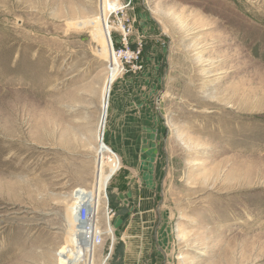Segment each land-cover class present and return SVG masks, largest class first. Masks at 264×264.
<instances>
[{
    "label": "rangeland",
    "instance_id": "374dc122",
    "mask_svg": "<svg viewBox=\"0 0 264 264\" xmlns=\"http://www.w3.org/2000/svg\"><path fill=\"white\" fill-rule=\"evenodd\" d=\"M119 3L112 47L129 52L103 115L99 0H0V264H62L66 210L92 195L100 161L113 245L105 236L94 264L121 246L115 162L156 180L139 264H264V0ZM120 111L140 125L134 142L110 130Z\"/></svg>",
    "mask_w": 264,
    "mask_h": 264
},
{
    "label": "crops",
    "instance_id": "0c3cea01",
    "mask_svg": "<svg viewBox=\"0 0 264 264\" xmlns=\"http://www.w3.org/2000/svg\"><path fill=\"white\" fill-rule=\"evenodd\" d=\"M137 0H123L124 5H133ZM137 32H140L137 29ZM111 132L114 136L123 137L127 142H134L137 128L140 126L136 117L126 112H115L111 117ZM145 130V127L142 126ZM156 133V130H148ZM115 138L113 140L115 141ZM117 172L111 179L112 203L117 211L115 226L122 230L118 244L114 248L109 264H139L141 257L148 251L149 231L154 229L157 205H155L156 180L153 176L133 174L131 168ZM133 170V169H132ZM150 177V178H149ZM113 245V243H112ZM112 250V248H111Z\"/></svg>",
    "mask_w": 264,
    "mask_h": 264
},
{
    "label": "bare ground",
    "instance_id": "6f19581e",
    "mask_svg": "<svg viewBox=\"0 0 264 264\" xmlns=\"http://www.w3.org/2000/svg\"><path fill=\"white\" fill-rule=\"evenodd\" d=\"M98 5L100 12L98 15L99 18L97 22L93 25V26H97V28H95V30L92 31L94 32V35L98 41L99 54L102 55L104 58L109 57V55L111 54L110 58L107 59L110 62L108 65L109 75L107 78V82L105 83L102 91V98H103L102 107H103V115H104L107 112L106 110L108 107V94L110 92V85L117 76V74L119 73V68H120L119 63L116 59L117 56L116 57L114 56L115 53L112 47V40L110 38V31L112 28L109 25V21L107 19V13L114 9H119L121 7V4L119 3V0H99ZM101 23L104 25H101ZM104 26L106 28H104ZM100 151L107 153L108 149H103V150L100 149ZM102 156L103 154L100 156L101 159ZM112 165L113 166L111 171L115 172V170L119 167V162H115ZM104 188H105V183L102 182V163L100 161L97 165V176L94 183V192L92 193V195L89 194H79V195L80 196L82 195L81 197L88 198L90 203L92 202L91 205L94 208H97L98 210V206L100 202V193L101 191H104ZM75 212H76V204L74 201L68 206L66 210V219L68 225V231H67L68 240H67V244L65 245V248H62L59 251L61 255L62 264H94L95 249H93L92 246L89 245L88 243L84 244V242H81V239L79 237L77 238L78 239L77 241H74L75 231L76 232L78 231Z\"/></svg>",
    "mask_w": 264,
    "mask_h": 264
},
{
    "label": "built area",
    "instance_id": "2783aa9c",
    "mask_svg": "<svg viewBox=\"0 0 264 264\" xmlns=\"http://www.w3.org/2000/svg\"><path fill=\"white\" fill-rule=\"evenodd\" d=\"M123 6H128V3L126 5ZM122 7V6H121ZM115 10V9H114ZM113 11V10H112ZM111 12V11H110ZM119 10H116L112 13H110L109 16H111L112 14L115 15V17L118 15ZM121 12V11H120ZM124 17H122V15H120V18H116L115 22L116 25L119 26L120 28V33H121V38H122V44H125L124 42H126V36L130 33V25H125L123 23ZM111 33V31H110ZM111 38V36H110ZM141 46V45H139ZM129 51L125 50L123 48H120L118 51H114L115 55L120 57V56H125V54H127ZM140 48L137 47L136 50H133L130 54V57H132V60H138L139 56H140ZM131 59V58H130ZM101 139L100 142L102 143H106L105 142V131L101 132L100 135ZM111 154L114 157H118L117 154L113 151L111 152ZM119 158V157H118ZM96 160V158H95ZM96 165H97V160L95 162L94 165V170L96 172ZM121 166V164H120ZM118 167L115 172L111 175L110 180L112 179V177L118 172L120 171L121 167ZM76 204V223L78 225L79 230V235L81 237V240L84 243H88L89 245L92 246L93 249H98L103 243H104V237L107 236L109 237L110 243L112 245L113 243V239L110 236V234L108 233V229L111 226V219H112V210L109 207V203H108V199L106 197V205L104 207V214H105V224L102 222L101 218H100V210L98 211L97 208H94L90 201L88 200V198L86 197H79L76 199L75 201Z\"/></svg>",
    "mask_w": 264,
    "mask_h": 264
}]
</instances>
